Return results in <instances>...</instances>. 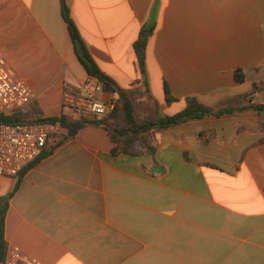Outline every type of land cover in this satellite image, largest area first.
Here are the masks:
<instances>
[{"label": "crops", "instance_id": "0c3cea01", "mask_svg": "<svg viewBox=\"0 0 264 264\" xmlns=\"http://www.w3.org/2000/svg\"><path fill=\"white\" fill-rule=\"evenodd\" d=\"M65 2L139 120L175 116L189 98L235 110L154 130L150 150L134 155L113 154L102 126L68 134L23 176L1 180V199L12 194L6 251L41 264H264V0H160L148 89L134 45L156 0ZM0 52L36 95L28 112L72 115L65 86L89 76L62 0H0Z\"/></svg>", "mask_w": 264, "mask_h": 264}, {"label": "trees", "instance_id": "16d2710c", "mask_svg": "<svg viewBox=\"0 0 264 264\" xmlns=\"http://www.w3.org/2000/svg\"><path fill=\"white\" fill-rule=\"evenodd\" d=\"M159 7L160 0H156L150 13V17L142 27L138 40L134 45L139 72L144 78V83L147 89L149 87L147 72V48L157 27ZM62 14L65 22L68 25L76 56L79 62L85 68L88 76L90 78L98 79L100 83L109 87L114 92L116 104L114 112L110 116L101 120L88 121L85 119L73 120L68 116H62L61 118H44L40 110L36 107H33L29 112L26 113L17 112L11 116L0 115V125L60 122L63 127L68 130V133L71 137H75L80 130L88 126H102L111 133L112 142L116 145V147L113 149V154L128 153L134 155L150 150L147 147V143L144 142V136L154 130L179 126L187 121L203 119L204 117L230 114L235 110L223 109L220 111H215L201 104L197 99L189 98L186 101L187 107L181 113L175 116L155 120H146L144 122L139 121L136 116L135 108L130 95L127 93V91L121 89L114 80L103 73L91 57L87 45L85 44L77 26L70 16V10L66 5L65 0H62ZM262 68H264V66H262L261 69ZM255 70L258 71L260 68ZM236 80L238 83H243L246 80V73L243 70L236 71ZM165 91L167 101H174V99H172L170 96L167 86L165 87ZM257 109L264 110V105L258 107ZM53 150V148H46L44 154L46 151L51 153ZM26 169L20 174L19 177L26 173ZM20 182L17 184L14 192L18 190ZM11 197L12 194L0 200V220L2 224L0 231V260L4 259L6 253L5 216Z\"/></svg>", "mask_w": 264, "mask_h": 264}, {"label": "built area", "instance_id": "2783aa9c", "mask_svg": "<svg viewBox=\"0 0 264 264\" xmlns=\"http://www.w3.org/2000/svg\"><path fill=\"white\" fill-rule=\"evenodd\" d=\"M36 95L26 81L16 77L0 52V115L11 116L26 112ZM63 107L71 110L73 120H101L110 116L116 107L115 96H106L105 86L96 78L77 85H66ZM60 122L0 125V182L15 178L37 161L50 146H59L68 135ZM1 200V196H0ZM0 220V231H1ZM0 264H41L19 247L7 249Z\"/></svg>", "mask_w": 264, "mask_h": 264}, {"label": "rangeland", "instance_id": "374dc122", "mask_svg": "<svg viewBox=\"0 0 264 264\" xmlns=\"http://www.w3.org/2000/svg\"><path fill=\"white\" fill-rule=\"evenodd\" d=\"M257 87H260L263 91H264V81H262V82H260L259 84H258V86ZM67 111L68 112H71V110H69V109H67ZM26 112H28V111H26ZM25 111H24V113H26ZM158 112V117H161L162 116V114L160 113V111H157ZM156 117V116H155ZM157 118V117H156ZM139 120V119H138ZM146 120H150V119H146ZM146 120H139V121H141V122H144V121H146ZM147 135H145L144 136V142H146V139H145V137H146Z\"/></svg>", "mask_w": 264, "mask_h": 264}]
</instances>
